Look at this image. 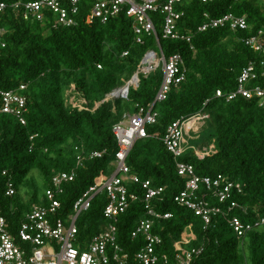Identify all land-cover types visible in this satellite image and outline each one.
<instances>
[{
	"label": "trees",
	"instance_id": "16d2710c",
	"mask_svg": "<svg viewBox=\"0 0 264 264\" xmlns=\"http://www.w3.org/2000/svg\"><path fill=\"white\" fill-rule=\"evenodd\" d=\"M34 1L38 0H0V4H8L0 13V29L6 32L2 37L5 47L0 46V91L25 86L28 109L25 126L13 116L0 114V174L7 171L17 190L13 198L1 192L0 204L15 230L33 206L44 203L38 190L25 203L20 193L23 186L33 183L28 179L34 169L41 172L46 191L52 188L56 173L77 170L75 181L65 184L64 194L58 198L65 216L72 213L75 201L95 185L101 173H115L118 144L114 126L125 115H135L152 104L164 77L162 71L148 77L140 74V85L131 87L128 99L110 97L141 71V63L157 44L155 37L147 36L144 44H138L133 21L125 15L108 24L87 23L90 1L81 5L79 23L74 27L57 25L56 17L48 11L44 22L27 21L23 8H12L15 3ZM178 9L185 13L181 31L193 36L192 43L160 38L161 47L167 57H185L187 79L155 107L157 124L147 127L149 138L135 144L127 164L142 181L166 188L152 207L173 215L168 221L158 222L154 231L163 239L160 251L172 263L177 253L175 244L190 231L194 239L189 249L202 250L192 264H264V227L239 238L230 226L233 217L246 223L264 217V106L257 99L240 97L228 102L226 98H216L218 91L229 94L237 89L238 78L250 63L264 60V55L242 41L264 29V4L261 0H214L208 4L187 0ZM230 13L246 18L249 30L198 31L205 23V14L220 18ZM154 18L162 20L160 14ZM69 95L82 105L69 107ZM208 100L211 102L204 108ZM200 113L208 114L215 128L213 151L204 159L184 154L176 160L163 143L168 128ZM94 152L106 154L103 159L92 160L89 156ZM79 156L85 160L77 168ZM179 162L193 166L202 178L228 177L242 186L243 193L235 194L225 205L210 195L209 200L224 211L206 226L193 211L175 202L186 185V179L178 173ZM4 184L5 181L1 189ZM128 187L143 196L140 186ZM201 194H207L205 188ZM233 202L239 207L231 209ZM106 204L107 197L101 194L85 217H80V239L90 240L108 226L103 215ZM145 218V204L139 203L118 220L119 242L132 255L143 244V239L134 240L132 233L138 221Z\"/></svg>",
	"mask_w": 264,
	"mask_h": 264
},
{
	"label": "built area",
	"instance_id": "2783aa9c",
	"mask_svg": "<svg viewBox=\"0 0 264 264\" xmlns=\"http://www.w3.org/2000/svg\"><path fill=\"white\" fill-rule=\"evenodd\" d=\"M86 1L91 3L89 15L86 18L87 23L99 21L102 24H108L111 20L125 15L133 21L138 44H144V38L147 36L155 37L161 57L156 51H150L145 57L146 61L139 76L142 74L148 77L162 67L163 81L152 104L141 108L135 115H125L114 126L113 132L118 144L114 163L116 171L113 175L101 173L95 185L75 201L72 213L68 216L62 213L63 204L58 198L64 194V185L75 181L77 170L56 173L52 179V188L45 192L44 203L33 206L26 214L25 221L16 230L4 217L0 204V264H192L194 258L202 254V250L176 246L177 253L173 263L167 254L160 251L163 239L154 232L156 224L172 219L173 215L159 213L153 209L152 203L162 198L166 188L155 186L151 181H142L127 164L135 144L149 138L147 127L157 124L158 114L155 112V107L166 101L172 91L187 79L188 68L185 57L182 54L167 57L161 47L160 39L192 43L193 36L188 32H182L180 28V22L185 13L178 8L187 0H38L26 4L15 3L12 8L14 10L23 8L24 19L27 21L34 19L44 22L46 11H48L56 17L57 25L74 27L79 23L77 18L81 14V5ZM202 1L205 4L214 2V0ZM7 8L8 4H0V13ZM158 14L164 16L160 21L154 18ZM204 17L205 23L198 29L201 33L219 28H229L233 33L249 30L246 18L232 13L220 18H212L209 14H205ZM158 22H162V36L158 32ZM5 33V30L0 29V46L3 47L5 46L2 43V37ZM242 41L256 53L264 55V29L243 38ZM127 55L126 53L125 56ZM152 55L154 60L149 61ZM147 63L148 66H146ZM132 87L138 88V82ZM124 90L121 91L119 98L128 99L129 93ZM25 91V86L15 91H0L2 99L0 114L13 116L24 126L27 124L25 114L28 110ZM240 97L247 100L257 99L260 105L264 106V60L259 63H250L243 69L238 78L236 90L229 94L223 91H218L216 94V98H226L228 102ZM210 102L211 100H208L204 108ZM209 119L208 114L200 113L189 120L183 118L174 122L163 139L168 152L179 160L185 154L183 147L186 128H190L188 131L198 133ZM201 123H203L202 126ZM34 139L35 137H32L31 141ZM212 151L210 149L205 152L196 151L195 155L204 159ZM105 154L94 152L89 157L92 160L103 159ZM84 160V156L78 157L77 168L83 166ZM177 169L179 175L186 179V185L185 189L176 196L175 202L193 211L202 218L206 226H210L224 211L222 207L209 200L210 195L220 205H225L231 202L235 194L243 193L242 186L228 177L202 178L196 174L193 166L181 162L177 164ZM3 181L5 184L1 189ZM128 185L140 186L143 196L136 192L132 193ZM203 188L206 189L207 194H201ZM1 192L7 198L17 195L12 177L7 171L0 174V194ZM101 194L107 197L103 215L109 224L90 240L80 239L77 223L80 217L92 208L94 199ZM139 203L145 204L147 218L138 221L132 233L134 240L143 239V244L132 255L119 242L117 224L120 217L125 215L133 205ZM237 207H239L237 203L231 204V209ZM230 226L239 238H244L249 233L264 227V217L256 222L247 223L238 217H233L230 219ZM192 237L194 239V236Z\"/></svg>",
	"mask_w": 264,
	"mask_h": 264
},
{
	"label": "rangeland",
	"instance_id": "374dc122",
	"mask_svg": "<svg viewBox=\"0 0 264 264\" xmlns=\"http://www.w3.org/2000/svg\"><path fill=\"white\" fill-rule=\"evenodd\" d=\"M261 1L264 4V0H261ZM162 18H164V16L161 15V19ZM161 26H162V22H160V23L158 22L157 23L158 32L162 36L163 31H162V27ZM156 42H157V40H156ZM151 50L156 51L159 54V56L161 57V51H160L158 43L155 46H153ZM143 62H144V60H143ZM143 62L141 63V68H140L141 70H142V67H143ZM160 71H162V67L159 68V70L154 72L153 74L160 73ZM133 78L130 80V82L133 80ZM130 82H128L127 85ZM126 86H123V87L117 89L114 92H116V94H117L118 91H120V90L123 91ZM135 87H136V85H135ZM72 88H73V86H72ZM132 88H134V87H132ZM110 97H112V95ZM119 97H120V94H119ZM82 102L85 103V101H83V100H82ZM80 104L82 105V103H80ZM67 105L69 107L70 106H73V107L81 106L76 101V98L74 96H72V95H69ZM96 107H99V105L96 106ZM125 108H127V105H125ZM202 125H203V123H201V126ZM214 132H215V128L213 126V123H212V121H208V120L206 121V125L198 133L191 132V131L189 132L188 131V127H187L186 130H185V140H184L185 144H184V147H183L185 154H189V155H193L194 154L195 155L196 151L205 152V151H207L209 149L213 150V146L215 144V141L212 140V135L214 134ZM28 180H29V182L32 180L33 183H27V185L23 186L21 188V190H20V193H21V196H22V199H23L24 203L29 201V199L31 198V196L33 195V193L36 190L39 191V193H40L39 195H41L40 197H42V200L44 201L46 190L44 188V179L42 177L41 172L39 170H37V169H34L31 172V174L29 175V179ZM85 214L86 213H84L82 215L83 216L82 218L85 217ZM87 227H88V225H87ZM192 238L193 237L188 232V233H186L184 235V238L182 240L178 241L175 245L178 246V247H182L184 249H188L189 248V246H188L189 242L193 240Z\"/></svg>",
	"mask_w": 264,
	"mask_h": 264
},
{
	"label": "water",
	"instance_id": "95a60500",
	"mask_svg": "<svg viewBox=\"0 0 264 264\" xmlns=\"http://www.w3.org/2000/svg\"><path fill=\"white\" fill-rule=\"evenodd\" d=\"M145 61H146V58L144 59L143 64L145 63ZM133 80H135V81L138 82V86L140 85L139 73H137V74L134 76ZM133 80H132V81H133ZM132 81H131V82H132ZM131 82L125 87L124 92H126V93H129V92H130V89H131L130 84H131ZM120 93H121V90L118 91L117 94H116V92H114V93H112L111 95H112L113 98L118 99Z\"/></svg>",
	"mask_w": 264,
	"mask_h": 264
},
{
	"label": "bare ground",
	"instance_id": "6f19581e",
	"mask_svg": "<svg viewBox=\"0 0 264 264\" xmlns=\"http://www.w3.org/2000/svg\"><path fill=\"white\" fill-rule=\"evenodd\" d=\"M148 60H149V61H153V60H154V56L152 55ZM148 65H149V64L147 63L146 66H148ZM147 70H148V68H147ZM136 82H137V81H133V82H131L130 87H132V85H134Z\"/></svg>",
	"mask_w": 264,
	"mask_h": 264
},
{
	"label": "crops",
	"instance_id": "0c3cea01",
	"mask_svg": "<svg viewBox=\"0 0 264 264\" xmlns=\"http://www.w3.org/2000/svg\"><path fill=\"white\" fill-rule=\"evenodd\" d=\"M188 129H190V128H188ZM191 130H189V132H190ZM185 144V143H184Z\"/></svg>",
	"mask_w": 264,
	"mask_h": 264
}]
</instances>
